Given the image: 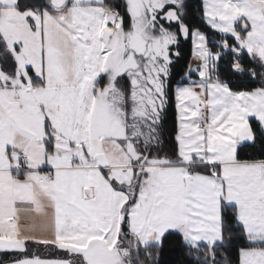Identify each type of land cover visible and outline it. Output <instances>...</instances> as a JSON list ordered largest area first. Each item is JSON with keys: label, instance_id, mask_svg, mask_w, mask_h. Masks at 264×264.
I'll use <instances>...</instances> for the list:
<instances>
[{"label": "snow or ice", "instance_id": "1", "mask_svg": "<svg viewBox=\"0 0 264 264\" xmlns=\"http://www.w3.org/2000/svg\"><path fill=\"white\" fill-rule=\"evenodd\" d=\"M0 57V264H264V0H0Z\"/></svg>", "mask_w": 264, "mask_h": 264}, {"label": "trees", "instance_id": "2", "mask_svg": "<svg viewBox=\"0 0 264 264\" xmlns=\"http://www.w3.org/2000/svg\"><path fill=\"white\" fill-rule=\"evenodd\" d=\"M198 2V0H192V3L195 5ZM255 86V85H253ZM173 105H174V101H173ZM175 125V112H174V108H170L169 110V119L168 122L166 124V128L169 130V132H171V130L174 128ZM170 136H166V140L169 139ZM169 145L167 144V142L164 145L165 151H167ZM234 247H231L227 250V256L230 259H235V255H236V247L239 245V241H234L233 242ZM29 251L33 252L36 251L41 255H55L56 253L49 249V250H45L43 248V246H40L39 248H37L36 246H29ZM5 260L8 259V257L6 255H4ZM183 256L180 254V251L174 247L169 248V250H166L162 260H163V264H182L183 261Z\"/></svg>", "mask_w": 264, "mask_h": 264}, {"label": "rangeland", "instance_id": "3", "mask_svg": "<svg viewBox=\"0 0 264 264\" xmlns=\"http://www.w3.org/2000/svg\"><path fill=\"white\" fill-rule=\"evenodd\" d=\"M0 260H5L3 253H0Z\"/></svg>", "mask_w": 264, "mask_h": 264}, {"label": "crops", "instance_id": "4", "mask_svg": "<svg viewBox=\"0 0 264 264\" xmlns=\"http://www.w3.org/2000/svg\"><path fill=\"white\" fill-rule=\"evenodd\" d=\"M4 62L3 58L0 57V64H2Z\"/></svg>", "mask_w": 264, "mask_h": 264}]
</instances>
